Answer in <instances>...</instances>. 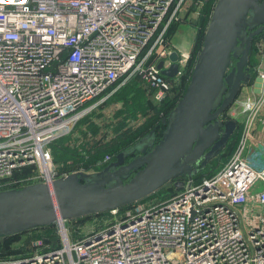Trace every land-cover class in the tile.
<instances>
[{
    "label": "built area",
    "instance_id": "built-area-1",
    "mask_svg": "<svg viewBox=\"0 0 264 264\" xmlns=\"http://www.w3.org/2000/svg\"><path fill=\"white\" fill-rule=\"evenodd\" d=\"M190 2L0 0V181L34 164L27 184H50L49 142L119 80L144 71L163 98L161 69L176 51L168 32ZM176 52L174 75L187 55ZM256 71L258 94L242 100L247 118L264 111V52ZM244 141L241 133L213 174L179 177L164 199L109 209L86 230L57 217V243L36 237L15 253L0 245V264H264V154L256 166Z\"/></svg>",
    "mask_w": 264,
    "mask_h": 264
},
{
    "label": "water",
    "instance_id": "water-1",
    "mask_svg": "<svg viewBox=\"0 0 264 264\" xmlns=\"http://www.w3.org/2000/svg\"><path fill=\"white\" fill-rule=\"evenodd\" d=\"M255 29L247 34V28ZM264 29V0H217L196 56L188 84L163 117L156 141L154 128L120 150L97 171H74L52 180L0 190V236L136 202L165 183L190 177L226 145L236 120L219 119L234 100L246 71L252 37ZM231 57L236 58L228 70ZM161 69L174 76L178 54ZM162 67V63L157 65ZM138 152L126 161L127 156ZM181 180H175L180 188Z\"/></svg>",
    "mask_w": 264,
    "mask_h": 264
},
{
    "label": "rangeland",
    "instance_id": "rangeland-1",
    "mask_svg": "<svg viewBox=\"0 0 264 264\" xmlns=\"http://www.w3.org/2000/svg\"><path fill=\"white\" fill-rule=\"evenodd\" d=\"M216 1L191 0L184 12L185 19L172 24L169 29L168 39L170 42L169 45H166L167 48H174V50L185 52L187 55L182 60L179 74L172 77L162 75L163 81L168 84V90L163 98L158 99L156 97L158 87L150 84L151 79L145 77L144 71L135 72L130 77L112 84L109 87L110 93L98 105L82 115L69 132L63 133L49 142L48 148L51 153L53 169L58 177L78 170L97 171L114 160V155L119 149L133 144L148 130L155 128L156 135H159L162 126L160 117L168 115L181 97L184 85L189 81L196 56L201 48L203 33H205ZM263 45L264 31L253 36L251 40L248 64L253 58L254 68L255 64L259 65L262 58ZM235 60L236 58L231 57L232 66ZM232 66H229V69ZM246 71L252 76V80L240 87L234 100L224 110V118L230 117L236 121H239L237 118H242V115L237 112L239 102L246 93L251 94L253 86L258 83L256 68L246 67ZM260 125L264 130V123ZM251 130V128L248 129V139ZM231 143L232 139L227 144ZM137 154L138 152H134L125 160L128 161L131 157H136ZM36 172L37 168L34 164L20 166L10 176L0 181V190L2 186L10 189L26 185L27 179L31 180ZM176 179L165 183L145 200L152 198L161 200L168 197L171 192L177 191L174 189V180ZM108 214V211L103 213L104 217ZM97 216H88L82 220L83 227H81L86 230L93 226L99 217H103ZM34 229L0 237L1 249L10 253L19 251L23 247L29 231ZM40 230L42 229H38V231ZM50 230L48 227L47 231L50 232Z\"/></svg>",
    "mask_w": 264,
    "mask_h": 264
},
{
    "label": "trees",
    "instance_id": "trees-1",
    "mask_svg": "<svg viewBox=\"0 0 264 264\" xmlns=\"http://www.w3.org/2000/svg\"><path fill=\"white\" fill-rule=\"evenodd\" d=\"M168 34H169V32H168ZM204 34V33H203ZM204 37V36H203ZM202 42L203 41H201V44H200V46L202 45ZM252 61H253V58L249 61V64L247 65V67H250V66H252V67H254L253 66V63H252ZM231 63H233L232 61H231V59H230V64H229V66H232V64ZM228 69H229V67H228ZM251 80H252V76H250V79H249V81H248V83L249 82H251ZM187 84H188V82L184 85V89H183V91L181 92L182 94H183V92H184V90H185V88H186V86H187ZM162 119H163V116L162 117H160V123H161V129H160V133H159V135L157 136L156 135V132H155V135L157 136V138H160L161 137V131H162V129L164 128V124L162 123ZM239 128H240V126L238 125V128L231 134V136L229 137V139H228V141H227V143L229 142V140L230 139H232V143L231 144H227L226 143V145L216 154V156L215 157H213L209 162H207L206 164H205V166L202 168V169H199L196 173H194L192 176H194V177H200V176H202V175H211V174H213L216 170H217V168L221 165V163L222 162H224L229 156H230V154L232 153V151L234 150V147H235V145H236V142H237V139H238V135H239V133H238V131H239ZM154 130H155V128H154ZM149 131V130H148ZM128 146H130V145H128ZM128 146H124V148H121V149H119L116 153H115V155L120 151V150H123V149H125V148H127ZM115 155H114V158H115ZM105 166V165H104ZM27 181L28 182H30L31 180L28 178L27 179ZM28 182H26V184L28 183ZM21 187V186H20ZM17 188V187H16ZM2 189H6V186H2L1 187V190ZM155 193V192H154ZM172 193V192H171ZM153 194V193H152ZM149 196H152L151 194L150 195H148V196H146V197H149ZM146 197H144L143 199H141V200H145V198ZM128 205H125V206H122V207H119L120 209H122V208H125V207H127ZM103 213H106V211H101V212H97V213H93V214H89V215H85V216H81V217H75V218H72L71 219V222H73V224L74 225H78V224H82L81 222H82V220H85V218H87L88 216H93V215H98L97 217H99V215L100 216H103L104 217V215H103ZM48 227H50V232H48L47 231V228ZM34 228H37V229H34ZM30 229H34L33 231H29V235L26 237V240H25V242L23 243V244H25V243H27L30 239H32V238H36V237H44V238H46V239H50L51 241H53V243H57V234H56V231H55V229H54V226H53V223L52 224H49V225H44V226H37V227H33V228H30ZM29 229V230H30ZM38 229H42V230H40V231H38ZM13 234H15V233H13ZM13 234H10V235H13ZM52 234V237H50V235ZM10 235H3V236H0V237H6V236H10ZM54 238V239H53ZM1 242V241H0ZM18 248H19V246H17Z\"/></svg>",
    "mask_w": 264,
    "mask_h": 264
},
{
    "label": "crops",
    "instance_id": "crops-1",
    "mask_svg": "<svg viewBox=\"0 0 264 264\" xmlns=\"http://www.w3.org/2000/svg\"><path fill=\"white\" fill-rule=\"evenodd\" d=\"M257 67V65L255 64V68ZM253 67V69H255ZM257 72V71H256ZM256 79L258 81L257 85H254L252 88V93H246L244 95V97L240 100L239 102V110L237 111L240 115H242V118L239 117L237 118L239 121V135H238V139L236 142V145L238 143L240 134L243 133L244 139L245 141H247L248 143H246L245 141V150H244V154L246 155H254V156H249L251 158V160L254 162V164L256 166H261L262 162H263V154H264V140H263V136H264V130L261 128L262 125L264 123V111L262 113H259L257 115H255L253 118H247L246 111L242 110V100L245 97H251L254 98L257 96L258 94V88H259V78L256 75ZM255 79V80H256ZM247 84V83H246ZM245 85V84H244ZM242 119V122H241ZM247 119V121H246ZM246 123V125H245ZM251 128V135L248 139V129ZM235 145V146H236ZM235 148V147H234ZM251 153V154H250Z\"/></svg>",
    "mask_w": 264,
    "mask_h": 264
},
{
    "label": "flooded vegetation",
    "instance_id": "flooded-vegetation-1",
    "mask_svg": "<svg viewBox=\"0 0 264 264\" xmlns=\"http://www.w3.org/2000/svg\"><path fill=\"white\" fill-rule=\"evenodd\" d=\"M255 29V27H253V28H247V34L248 33H250V32H252L253 30ZM262 31H264V29H262L259 33H261ZM258 33V34H259ZM255 36V35H254ZM253 38V37H252ZM244 84H242L241 86H243ZM223 113H224V111L219 115V119H221V120H225V119H227V118H224L223 117ZM230 118V117H229ZM232 119H234V118H232ZM235 120V119H234ZM238 125H239V123H238V121H236V125H235V129H234V131L238 128ZM159 138H157V136H156V141L158 140ZM228 141V140H227Z\"/></svg>",
    "mask_w": 264,
    "mask_h": 264
}]
</instances>
